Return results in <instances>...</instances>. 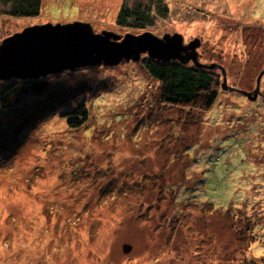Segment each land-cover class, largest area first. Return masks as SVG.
Wrapping results in <instances>:
<instances>
[{
  "label": "rangeland",
  "instance_id": "1",
  "mask_svg": "<svg viewBox=\"0 0 264 264\" xmlns=\"http://www.w3.org/2000/svg\"><path fill=\"white\" fill-rule=\"evenodd\" d=\"M126 1L151 0H43L27 19L0 6V45L76 21L115 42L104 31L126 35ZM165 3L169 16L145 31L200 39L193 53L220 79L217 100L164 103L147 52L42 77L59 94L0 109V264H264V76L256 100L240 92L253 96L264 70V0ZM82 100L89 120L72 130L62 112Z\"/></svg>",
  "mask_w": 264,
  "mask_h": 264
},
{
  "label": "water",
  "instance_id": "2",
  "mask_svg": "<svg viewBox=\"0 0 264 264\" xmlns=\"http://www.w3.org/2000/svg\"><path fill=\"white\" fill-rule=\"evenodd\" d=\"M92 27L90 23L77 21L68 24L47 23L27 27L22 32L5 38L0 45V83L37 80L47 77L49 73H59L64 69L84 65L95 66L100 62L114 64L124 60L129 62L131 59L139 61L146 52L149 57L162 62L179 60L187 64L192 59L195 66L203 67L196 61L197 54L193 53L201 44L200 39L188 46L184 45L183 36L179 34H166L160 38L145 32L140 36L126 34L122 37L104 31L115 42H94L93 39H101L102 36L94 34ZM223 74V87L228 88L224 69ZM263 76L264 70L259 75L253 96L250 92L240 91L249 99L256 100L260 95ZM130 248L125 245L124 252L127 253Z\"/></svg>",
  "mask_w": 264,
  "mask_h": 264
},
{
  "label": "trees",
  "instance_id": "3",
  "mask_svg": "<svg viewBox=\"0 0 264 264\" xmlns=\"http://www.w3.org/2000/svg\"><path fill=\"white\" fill-rule=\"evenodd\" d=\"M0 6L7 10L6 15L14 18H37L42 12L43 0H0ZM168 16L169 10L165 0H151L150 4L147 5L139 3L134 8H131L129 2L126 1L118 12L116 24L120 28L131 32H127L128 34L139 33L140 31L146 32L145 30L155 27L159 18H167ZM153 35L159 37L157 34ZM142 65L153 80L160 84L163 102L167 105L175 108L193 109L195 107L200 108L198 107L199 104L202 107H209L217 100V92L221 87V81L214 71L209 70V68L190 66L179 60L162 62L151 57L143 59ZM46 84L44 78L1 82L0 109H12L27 94L30 96L46 95L49 90L53 92L54 89H56L54 93L59 94L60 91L57 85L52 84L48 90ZM232 89V92L239 93L240 89L237 91L234 90L236 88ZM25 99V101L29 100L27 97ZM62 113L64 115L61 117L67 119V126L72 130L82 128L89 120V110L84 100L69 110H63ZM232 141L235 140L232 139ZM186 179L187 181L190 180L189 178ZM82 181L88 180L82 179ZM203 181L200 180V183L208 185L209 189L212 190L213 185L209 181ZM259 247V245H256L257 249Z\"/></svg>",
  "mask_w": 264,
  "mask_h": 264
},
{
  "label": "bare ground",
  "instance_id": "4",
  "mask_svg": "<svg viewBox=\"0 0 264 264\" xmlns=\"http://www.w3.org/2000/svg\"><path fill=\"white\" fill-rule=\"evenodd\" d=\"M125 85H123L122 87H121V89L124 87Z\"/></svg>",
  "mask_w": 264,
  "mask_h": 264
}]
</instances>
